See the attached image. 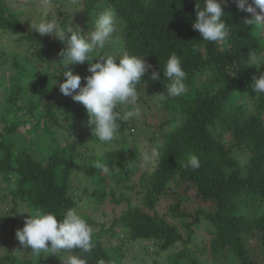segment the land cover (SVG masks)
Listing matches in <instances>:
<instances>
[{
	"label": "trees",
	"instance_id": "obj_1",
	"mask_svg": "<svg viewBox=\"0 0 264 264\" xmlns=\"http://www.w3.org/2000/svg\"><path fill=\"white\" fill-rule=\"evenodd\" d=\"M54 1L36 22L55 20L60 28H78L83 35L94 30L99 13L116 14L121 32L95 54L117 55V62L124 54L145 57L152 67L137 86V107L153 101L168 117L158 122L148 114L121 122L110 144L92 137L84 106L59 90L69 69L84 84L91 74L88 62L59 68L66 42L31 28L36 22L25 18V0H0V36L9 32L16 45L13 50L9 43L0 45V101L7 113L0 115V174L5 183L0 184V264H68L72 256L87 264H125L132 246L148 241L155 244L158 257L143 264H205L189 246L203 221L213 260L264 264V256L257 259L248 247L257 238L263 255L264 94L252 91V81L264 74V67L257 69L250 58L264 54V26L244 24L252 15L228 0L223 17L227 36L210 43L192 27L196 5L203 7V0ZM173 54L182 60L190 91L162 99L170 83L163 67ZM151 71L161 80H150ZM207 72L208 85L198 86ZM29 123L33 126L27 134L14 136ZM145 152L151 157L147 162ZM192 156L200 160L197 170L187 166ZM94 162L109 172L94 168ZM191 188L213 206L191 210L184 205ZM164 199L171 203L161 212ZM105 205L111 206V220L98 216L100 211L108 217ZM37 210L60 219L68 210L83 216L93 228L91 252L74 249L47 258L24 248L16 231Z\"/></svg>",
	"mask_w": 264,
	"mask_h": 264
},
{
	"label": "clouds",
	"instance_id": "obj_2",
	"mask_svg": "<svg viewBox=\"0 0 264 264\" xmlns=\"http://www.w3.org/2000/svg\"><path fill=\"white\" fill-rule=\"evenodd\" d=\"M227 4L228 0H203V7L196 5V18L192 27L204 41L214 43L226 38L223 17L226 14L224 6ZM236 4L239 10L252 15L251 19L243 21L244 24H254L256 28L264 26V0H236ZM31 28L40 36L47 34L55 36L62 43L66 42V47L60 53L61 59L58 60L59 68L61 65L67 67L70 64L88 62L91 74L84 78V84L81 83V75L69 69L64 72L66 79L59 84V90L64 96H70L74 102L84 106L92 137L101 143L110 144L117 138L121 122L140 117L141 112L137 107L140 93L137 86L142 81L145 82V74L152 66L146 62L145 57L138 55H119L117 62V55L95 54L98 49L103 50L113 44L122 30V22L113 11L99 13L94 30L83 35L78 28H60L55 20L31 23ZM97 56L100 59L93 62V58ZM250 64L257 69L264 67V54L252 55ZM163 77L170 83L166 86L167 97L162 99L186 94L187 74L179 56H169L163 67ZM149 79L158 81L161 76L157 71H151ZM252 91L258 95L264 94V74L259 78L253 77ZM142 157L143 162L151 158L146 152ZM92 166L105 173L109 172L108 167L100 162H94ZM187 166L197 170L201 166L200 160L192 156ZM16 236L24 248L38 255L74 249L87 253L93 248V228L74 210H68L62 219L51 212L37 210L26 218L23 228L16 231ZM68 264H87V261L72 256Z\"/></svg>",
	"mask_w": 264,
	"mask_h": 264
},
{
	"label": "rangeland",
	"instance_id": "obj_3",
	"mask_svg": "<svg viewBox=\"0 0 264 264\" xmlns=\"http://www.w3.org/2000/svg\"><path fill=\"white\" fill-rule=\"evenodd\" d=\"M25 4H24V9L27 11V15H26V19H29L32 22H36L37 20H39V12L41 10H48L50 8H52L53 6H55V1L54 0H25ZM257 11H259V9H257ZM264 29V28H263ZM262 36L264 37V30H262ZM11 38L12 36H10L9 32L3 33V36H0V45H4L9 43V45L11 46L12 50L16 49V45L13 44L11 42ZM3 69L5 72L9 73V68L6 66H3ZM209 76V72H207L203 78V80L200 81V83H198V86H201L202 83H206V85H208L209 80L207 81V78ZM212 77V76H211ZM210 79V77H209ZM205 80L207 82H205ZM218 81L215 79V84H217ZM187 86V85H186ZM190 91V88L187 87V92ZM1 103V107H0V115H6L7 113L3 110V103L2 101H0ZM157 106L158 105H154L153 101H149L147 103H145L144 105H142L139 110L141 112L140 118H144L145 116H147L148 114H153L154 118L152 120L155 121H163L166 119V116L168 117V114L165 112H161V111H157ZM9 116V115H7ZM12 116H10L11 118ZM151 119V118H150ZM33 124L29 123L27 125H21L19 130L14 134L15 137H18V139L21 137V135L23 136L24 134H27V130L28 129H32ZM31 136H33V138H35V135L30 133ZM139 140H144L145 136L144 134H140L138 135ZM145 144V143H143ZM2 175L0 174V184L5 185V183L2 181ZM76 185V184H75ZM91 188H94V185L91 186ZM89 191H90V184H89ZM182 191V190H181ZM188 199L185 200V204L187 205L189 209H193L196 206H204V207H208L211 208L213 206L211 201H204L202 200L199 196L196 195V190L194 188H191L188 193H187ZM171 203V200L168 201V199H164L161 201V205L159 206V209L161 212H166L168 205ZM4 205L0 204V207H3ZM123 207V205H122ZM110 205H105L103 206V211H106L108 213V217L106 216H102L99 215L98 212V216H101V219H108L111 220L112 219V215L110 213ZM170 219H172L170 217ZM178 225V227L181 229V231L183 232V234H185L187 236V230L183 227V225L181 224V222H177L176 223ZM207 221H203L202 223H200L195 231L194 237L191 239L190 241V249L191 252L193 253V256H198L199 258H201V260H206L205 264H221L220 261H215L212 259L211 254L209 252V238H210V233L207 230ZM7 241V239H6ZM128 244H130V241L128 242ZM143 245L147 246V250H145L143 248ZM249 251L253 254V256H255L257 259H261L264 256V252L262 255V250L259 247V242L257 241V238H251L249 241ZM12 249L11 245L10 248L8 250ZM156 246L152 241H148V242H137L132 246L131 251L129 252L126 260H125V264H143L145 263H151L153 261V259H155L156 257H158L155 253L156 250ZM47 258H49V254L46 253ZM161 260H163V256L160 257Z\"/></svg>",
	"mask_w": 264,
	"mask_h": 264
}]
</instances>
